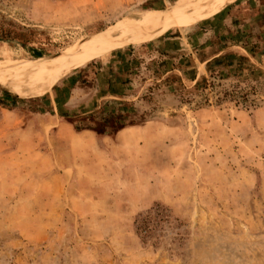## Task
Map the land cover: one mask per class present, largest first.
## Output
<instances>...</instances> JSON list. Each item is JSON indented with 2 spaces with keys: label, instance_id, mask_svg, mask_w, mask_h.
<instances>
[{
  "label": "rangeland",
  "instance_id": "1",
  "mask_svg": "<svg viewBox=\"0 0 264 264\" xmlns=\"http://www.w3.org/2000/svg\"><path fill=\"white\" fill-rule=\"evenodd\" d=\"M180 2L0 0V64L47 75L40 85L26 70L0 69V264H264V0L227 4L219 11L227 21L204 31L219 0L175 11ZM144 10L172 13L171 25L123 28ZM234 34L254 54L225 51L246 55L256 71L223 68L209 79L195 60L196 78L213 85L181 103L176 93L193 83L163 71L209 56ZM150 35L158 36L141 39ZM123 47L126 62L105 65ZM112 71L124 97L96 98ZM234 85L256 105L215 104ZM202 96L207 104L196 107ZM110 112L145 116L144 133L73 134V118ZM142 215L147 232L135 228Z\"/></svg>",
  "mask_w": 264,
  "mask_h": 264
},
{
  "label": "trees",
  "instance_id": "2",
  "mask_svg": "<svg viewBox=\"0 0 264 264\" xmlns=\"http://www.w3.org/2000/svg\"><path fill=\"white\" fill-rule=\"evenodd\" d=\"M2 30H0V40H6ZM242 42L243 47L246 49V51L250 54H254V44L248 43L246 40H243ZM246 61L245 58L240 57V62H234L231 58H227V56H219V57H213L209 61L205 63V70L206 75H208L209 79L215 78V76L220 75L221 69L226 68V70H237L241 71L243 69H247L248 72L256 71V68L254 66H248L244 67L243 64ZM233 62V64H232ZM235 64V65H234ZM28 77V74H26ZM212 82H207V78L205 76H200L193 84L191 90L188 89H182V91H178L176 95L180 97L181 103L190 104L193 102L195 97H198L199 92L206 89L207 86H212ZM179 86V85H178ZM234 87L237 88V86L234 85ZM252 95V92L240 89L238 87L237 89H231V90H224L221 97H217L215 100V104H220L221 102H233L234 105H240L243 107H253L256 105L253 98L249 97ZM5 99L0 98V104H4ZM196 107H200L202 105L207 104V98L205 96H202V102H194ZM127 113H121L118 112L117 114H114L112 112L107 113L104 116H98L95 114H88L83 115L78 118H73L70 120V124L72 125V128L74 131H80L83 129L91 130L96 135H111L114 134L117 130L125 126V122L127 125L132 124H138L139 122L145 121V116L140 117L136 121L134 118H128L126 121ZM158 208V207H155ZM158 214V213H157ZM135 228L138 232H147L150 229L149 226V216L135 218Z\"/></svg>",
  "mask_w": 264,
  "mask_h": 264
},
{
  "label": "crops",
  "instance_id": "3",
  "mask_svg": "<svg viewBox=\"0 0 264 264\" xmlns=\"http://www.w3.org/2000/svg\"><path fill=\"white\" fill-rule=\"evenodd\" d=\"M233 1H235V0H219V2H216V4H215L216 6L213 7V13L208 18H206L204 20H201V21H206L204 24H202L205 27L203 29L198 28V31H204L207 28L215 27L214 25H215V23L217 25V21H220L221 24L223 22L225 23L227 21V17H226V15H223V17L221 19H219V17L222 15V14H220L222 12H219V11L222 10L227 4H229V3L233 2ZM217 12L219 14H216ZM200 23H202V22H200ZM234 26H236L235 23H234ZM223 30H225V28H223ZM209 31H210V29L208 30V32ZM208 32H202V38H200V41H202V42L206 41V39L208 37L207 36ZM217 34H218V31H217ZM126 35H130V34H126ZM156 36H158V35H150V36L143 37L141 39L145 40L147 38V40H152ZM125 38H127V37H125ZM121 39H124V38H121ZM167 39H168L167 37L163 38L162 42L164 43L166 41V43H168V41H170V40H167ZM242 42H244V41L242 40ZM242 42H241V39L239 37L237 38L236 35L234 34L233 37H231V39H228L226 41L225 44L227 46L225 45L224 47L219 48L217 51L211 53L209 56L201 59V58L195 57L193 55L192 57H190L191 62L186 64L184 67H180V68L179 67H171L169 69H165L163 71V73L165 74V73H168V72H171V71H178L179 73L183 74L186 79H188L189 81H191L194 84V82L197 80V78H196L197 77V72L195 71L196 66H195V63H194L195 60L197 61V64L200 65V68L203 70V73H206L205 63L207 61H209L210 59H212L213 57H219V56H223V55L227 56V58H231L234 62H240V57L241 58L242 57L245 58L246 61H244L245 63L243 64V66L248 68V66L250 67L251 64H250L249 60L245 57L246 55L244 56L243 54H237V53H234V52H226L227 51L226 49L231 48L232 46H240L242 49H244L246 54H249L246 51V49L243 47ZM175 49H177V47L174 48V50ZM164 51L166 52L167 50H164ZM108 54H110V58H108V60L105 62V65H106V63H110L111 58L112 59H119V60L122 59L120 62H119V60H116L117 62L122 63V65L126 62V59L124 58V55H125L124 54V47L112 50ZM97 60H98V62L94 61V63L96 65H99V64L100 65H104V62L100 61V59H97ZM97 63H99V64H97ZM232 64H233V62H232ZM97 69L101 70L102 68L100 67V68H97ZM78 73H83V72L81 70L80 71L77 70V73H75L74 75L77 76ZM102 78L103 79H107L106 80L107 83L105 84L106 86H104L103 83L101 84L103 88H100V86L99 87L97 86L96 89H97L98 96L96 98H104V97L105 98H107V97H112V98H120V97H122L123 98L124 97V94H123L124 90L123 89L119 90L120 87L121 86L123 87V85H124V83H120V81H122L120 73H115L114 71H112V73L109 72L108 74H106ZM181 80H182V77H181ZM124 127L125 126L120 128L119 130H121V129L125 130V128H126L127 130L125 132L119 133L120 132L119 130L116 131V137H117L116 139L119 140V141H121V140L123 141V136H125V135L127 136L129 134L144 133V128L141 129L138 124L126 125V127L125 128ZM85 132L89 133L91 131H89L87 129H83V130H80V131H77V132L73 131V134L77 135V136H79V135L81 136L82 135L84 137L85 135L83 133H85ZM86 137H88V136H86ZM89 137L92 139V136L90 134H89Z\"/></svg>",
  "mask_w": 264,
  "mask_h": 264
},
{
  "label": "bare ground",
  "instance_id": "4",
  "mask_svg": "<svg viewBox=\"0 0 264 264\" xmlns=\"http://www.w3.org/2000/svg\"><path fill=\"white\" fill-rule=\"evenodd\" d=\"M192 0H181L180 4L175 7V11H184L187 10L188 5L191 3ZM173 9V8H172ZM169 11V10H168ZM164 12H166L164 10ZM162 12H152L148 10H144L133 17H131L127 23L123 26V28L127 31L136 32V33H150L155 32L159 29L169 27L171 24V15L172 13H164ZM170 12V11H169ZM175 14V13H174ZM176 15V14H175ZM179 16V15H178ZM116 32V31H115ZM114 33L111 32L107 35V37L113 36ZM118 38V37H117ZM104 44V43H102ZM95 49H91L90 51L84 52V55H79L76 64H74V68H78L80 65L84 63L85 60H87L91 55L94 54ZM20 68L22 70H26L28 74H30L32 77L37 78L40 85H43V81L47 79L46 74L40 75L39 70H34L31 68H21L18 66H11L4 63L0 64V69L2 71H9L11 69ZM40 75V76H39ZM12 79V78H11ZM36 79V80H37ZM14 80V79H12ZM15 81V80H14ZM17 82V81H16ZM46 85V84H45Z\"/></svg>",
  "mask_w": 264,
  "mask_h": 264
}]
</instances>
